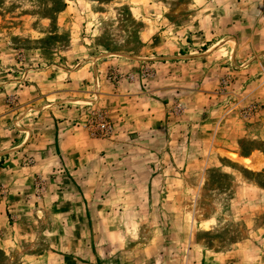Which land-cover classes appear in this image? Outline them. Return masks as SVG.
I'll list each match as a JSON object with an SVG mask.
<instances>
[{
	"label": "rangeland",
	"instance_id": "374dc122",
	"mask_svg": "<svg viewBox=\"0 0 264 264\" xmlns=\"http://www.w3.org/2000/svg\"><path fill=\"white\" fill-rule=\"evenodd\" d=\"M86 58L138 63L106 82L165 114L126 132L44 75ZM50 104L113 144L0 181V264H264V0H0V167Z\"/></svg>",
	"mask_w": 264,
	"mask_h": 264
},
{
	"label": "crops",
	"instance_id": "0c3cea01",
	"mask_svg": "<svg viewBox=\"0 0 264 264\" xmlns=\"http://www.w3.org/2000/svg\"><path fill=\"white\" fill-rule=\"evenodd\" d=\"M236 52H239V49ZM73 58H75L73 60H76L79 56ZM71 62L66 61V64L59 63L53 65L44 75L56 76L51 79L53 80L50 81L51 84L61 83L63 86H66L65 88H71L69 90L77 89L76 91L78 92L73 93L77 94L79 101L83 100L85 103H91L94 107H106L109 117L117 123L116 126H121V130L126 132L134 131L137 130L136 126L140 125L142 126L141 130H144V127L147 129L149 128L148 124L144 120L140 121L141 117H146L148 122H150L155 119L156 115L161 117V111H163V115L165 114L164 110L166 111V109L164 107L157 109L158 113L156 115L153 114L154 110L151 108L152 104L149 102L148 107L151 110L146 106L147 108L141 109L137 120L132 119L131 108L136 101L135 95L127 92V90H130L131 84L123 83L122 88L125 87L126 89L124 91H116L113 84L110 85L106 82L104 75L110 66H123V70L129 71L132 68H136V64L138 63L114 60L98 63L90 58H86L85 60L80 59V62H77L74 66L71 65ZM40 73L42 74V72ZM36 76L34 77L35 79H37ZM57 78L61 79L58 80ZM64 80L66 84L62 83ZM38 89V86L35 84L27 86L20 91L18 95L19 101L28 104L29 101L34 100ZM38 113L40 115L37 120V125L39 124L38 129H41H39V132L35 126L27 129V142L24 143L26 140L25 137L23 139L24 141H21L18 145L20 146L19 149H16L12 153L11 156H14L13 159L10 156L4 168L0 167V181L4 182L10 176L22 179V175L25 174L23 178L32 180L37 173H48L52 171L53 167L59 165H84L93 156L100 154L103 150H109L108 148L113 144V139L92 138L86 131L77 130L73 126L70 127V120L78 116L77 109L64 107L61 104H50L42 112ZM21 144L24 146L22 147ZM24 153H29L30 156H34L33 165L29 167L21 166ZM6 175L9 176L6 177ZM15 194L18 195V191H15ZM7 204L9 205V203ZM3 208L0 205V230L4 238L8 232V228L6 229L5 225L7 223L5 211H9L10 209L7 205H4ZM5 241L7 242L5 239L1 240V243L5 244Z\"/></svg>",
	"mask_w": 264,
	"mask_h": 264
},
{
	"label": "built area",
	"instance_id": "2783aa9c",
	"mask_svg": "<svg viewBox=\"0 0 264 264\" xmlns=\"http://www.w3.org/2000/svg\"><path fill=\"white\" fill-rule=\"evenodd\" d=\"M100 127L103 128V129H105V130L109 129V125L107 123H102L100 125Z\"/></svg>",
	"mask_w": 264,
	"mask_h": 264
}]
</instances>
